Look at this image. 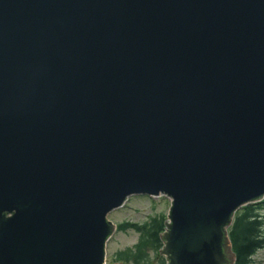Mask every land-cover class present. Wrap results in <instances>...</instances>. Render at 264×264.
<instances>
[{
  "label": "water",
  "instance_id": "95a60500",
  "mask_svg": "<svg viewBox=\"0 0 264 264\" xmlns=\"http://www.w3.org/2000/svg\"><path fill=\"white\" fill-rule=\"evenodd\" d=\"M134 194L171 199L166 264L236 263L264 199V0H0V264H106Z\"/></svg>",
  "mask_w": 264,
  "mask_h": 264
},
{
  "label": "trees",
  "instance_id": "16d2710c",
  "mask_svg": "<svg viewBox=\"0 0 264 264\" xmlns=\"http://www.w3.org/2000/svg\"><path fill=\"white\" fill-rule=\"evenodd\" d=\"M264 199L248 203L237 210L229 229L237 259L235 264H250L253 254L264 247ZM166 216L157 214L142 223L123 221L119 230L133 228L140 233L139 240L125 249L116 251V258L133 261L134 264H151V252L162 246L161 232L165 229ZM166 264L165 257L160 259Z\"/></svg>",
  "mask_w": 264,
  "mask_h": 264
},
{
  "label": "rangeland",
  "instance_id": "374dc122",
  "mask_svg": "<svg viewBox=\"0 0 264 264\" xmlns=\"http://www.w3.org/2000/svg\"><path fill=\"white\" fill-rule=\"evenodd\" d=\"M170 204L171 199L166 195L149 196L147 194H134L129 197L123 206L112 210L109 213V217L117 223L127 220L142 223L157 214H164L167 219ZM262 211L264 213V209ZM139 237V231L133 228L127 230L117 229L107 243L106 264H113L114 261L134 264L133 261L117 259L116 251L133 246L139 240ZM160 248L156 253L155 251L151 252V264H162L160 259L163 255L160 253ZM250 264H264V247L253 254Z\"/></svg>",
  "mask_w": 264,
  "mask_h": 264
}]
</instances>
